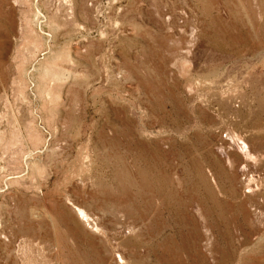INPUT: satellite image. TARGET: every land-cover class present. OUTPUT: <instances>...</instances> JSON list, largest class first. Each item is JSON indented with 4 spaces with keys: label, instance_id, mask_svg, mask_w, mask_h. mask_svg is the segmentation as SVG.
Listing matches in <instances>:
<instances>
[{
    "label": "rangeland",
    "instance_id": "374dc122",
    "mask_svg": "<svg viewBox=\"0 0 264 264\" xmlns=\"http://www.w3.org/2000/svg\"><path fill=\"white\" fill-rule=\"evenodd\" d=\"M0 10V264H264V0Z\"/></svg>",
    "mask_w": 264,
    "mask_h": 264
},
{
    "label": "bare ground",
    "instance_id": "6f19581e",
    "mask_svg": "<svg viewBox=\"0 0 264 264\" xmlns=\"http://www.w3.org/2000/svg\"><path fill=\"white\" fill-rule=\"evenodd\" d=\"M71 1V0H70ZM3 3V2H2ZM72 4V3H71ZM71 4H69V5H71ZM2 6H3V4H2ZM38 9V8H37ZM0 11H2V10H0ZM4 16H6V15H4ZM44 17V16H43ZM49 20V19H48ZM39 21V12H36V14H35V17H34V22L35 23H37ZM33 22V21H32ZM49 22V21H48ZM39 26V25H38ZM83 29V28H82ZM38 35H40V34H38ZM38 39V38H37ZM41 39V38H40ZM42 40V39H41ZM39 42V41H38ZM47 42H49V40H47ZM18 54V53H17ZM56 68V67H55ZM44 78H48V79H51V69L48 67L47 68V66H46V68H45V70H44ZM53 79V78H52ZM47 96H48V93L46 94ZM13 119V118H12ZM19 131H20V126L18 125V122H17V120L16 119H14V121H13V130H12V132L14 133V135L15 134H17L18 135V133H19ZM5 132H6V130H5ZM5 132H3V131H0V140L2 139V138H4L5 137ZM19 135H21V133H19ZM98 142V141H97ZM2 143L3 142H0V145H2ZM25 150H26V148H25ZM26 152V151H25ZM1 154V153H0ZM24 154V153H23ZM31 155V152H29L28 154H27V156H30ZM145 155V154H144ZM3 162H4V157H3V155L1 154L0 155V179H1V177H2V175L4 174V166H3ZM159 169V168H158ZM159 171V170H158ZM157 171V172H158ZM172 172V171H171ZM145 177V176H144ZM160 178H163V176L162 175H160ZM147 189V187H145V190ZM0 190H1V188H0ZM147 191H150V187L148 186V189H147ZM106 194V193H105ZM110 197V196H109ZM107 198V197H106ZM145 198V197H144ZM91 199V198H90ZM102 199V198H101ZM95 201V200H94ZM119 202V201H118ZM101 205H102V203H100ZM116 204V203H115ZM120 204V203H119ZM77 205V204H76ZM69 206V205H68ZM74 206V205H73ZM73 208H75V210H76V215H77V218L78 219H80L81 221H83V222H89V219H91V218H89V216L87 215V213L82 209V208H79V207H77V206H74ZM239 209H240V211H241V214L244 216V217H246L247 216V212H246V210L244 209V207H243V205H240L239 206ZM200 213V212H199ZM187 215V214H186ZM181 216V215H180ZM199 216V215H198ZM188 218V217H187ZM191 219V218H190ZM196 224V223H195ZM90 226V225H89ZM95 229V228H94ZM105 230V229H104ZM120 231V230H119ZM126 233V232H125ZM127 237V236H126ZM1 238V237H0ZM207 241V240H206ZM116 251V250H115ZM120 258H122V257H120ZM120 262V261H119Z\"/></svg>",
    "mask_w": 264,
    "mask_h": 264
}]
</instances>
